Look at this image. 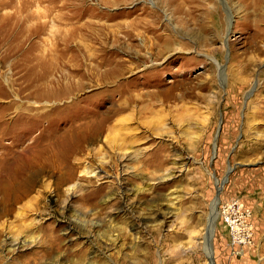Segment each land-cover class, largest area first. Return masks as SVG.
<instances>
[{"label": "rangeland", "instance_id": "rangeland-1", "mask_svg": "<svg viewBox=\"0 0 264 264\" xmlns=\"http://www.w3.org/2000/svg\"><path fill=\"white\" fill-rule=\"evenodd\" d=\"M104 73L117 75L97 85ZM11 81L28 90L7 97ZM51 86L79 100L55 105ZM123 102L154 103L140 127L125 124L143 138L124 150L141 156L122 160L106 133L85 145L98 176L77 162L59 184L49 165L70 156L61 140L91 109L100 121ZM2 117L16 165L33 172L28 197L0 219V264H264V0H0ZM233 202L248 215L238 244L221 216Z\"/></svg>", "mask_w": 264, "mask_h": 264}, {"label": "bare ground", "instance_id": "bare-ground-1", "mask_svg": "<svg viewBox=\"0 0 264 264\" xmlns=\"http://www.w3.org/2000/svg\"><path fill=\"white\" fill-rule=\"evenodd\" d=\"M118 69H119V71L118 70L117 71H118L119 74L122 71L125 70V69H122V68H118ZM73 71H75V70H73ZM85 71L87 72V70H85ZM93 71H95V70H93ZM106 72H107V70H106ZM64 73H66L65 74L66 77H69L71 79H72V77L75 78V76H76V75L73 76L74 75V72H71V71H70V73L69 72L68 73L67 72H64ZM79 74H80V72H79ZM83 75L84 76H87L86 73H84ZM116 75H117V73H115L114 75L109 74V76H108L107 73L106 74L104 73L103 80L105 82H103V81L101 83L99 82V83H97V85H100V86L104 85V83H106V80H108V79L110 80L111 77H112V79L113 78L115 79ZM80 76H81V74H80ZM90 76H89V79L91 78ZM92 84L93 83L79 84V85H77V88L76 89L79 90V91L85 90L86 88H88V85L93 87L94 84L93 85ZM8 89L10 90V92L8 91L7 97H11L12 98V95H14L16 93L17 94H24L28 90V85H27V87H18L17 88L15 82L14 81H11L9 83V85H8ZM42 89L45 92L44 93V97H47V98L49 97L48 100H50V101L52 99H54L55 100L54 101V104L55 105H58V102L59 101L62 102V100H64V99H66L67 101L70 99V101L71 100H74L76 102H77V100H79V99L76 100V98L75 99L72 98V97H75V94H72L73 92H67L65 94V96H61L60 95L61 97L59 95H56V94L50 95L49 93L50 92H53L55 90L53 86L48 87V88L44 87ZM119 89H120V87H118L116 90H119ZM111 91L112 90H103V91L100 92V90H99V95L111 94L110 93ZM156 96H157L156 94L153 95V97H155L154 99H156ZM7 97H4V98H7ZM141 100H142L141 96H139L137 99H135V98H132L131 99V101L133 103L134 102L140 103ZM83 101H88V100L85 99ZM83 101H79L78 104L81 103V102H83ZM127 102L126 103L123 102V104H118V103L116 104V103H114L113 107L112 108L109 107L110 109H108L107 112L104 115H100V117H99L100 118V121L97 120V117L96 116L98 114H95V112H93V109H91V111H88V113L86 114L85 117L79 118L78 121H80L81 123L78 122L76 119H73V121H75V122L77 121L78 123L77 122L76 123L74 122L75 123V127L74 128L72 127L71 131L68 130V131H70V133L67 135L66 138L62 139L61 142H60L63 145L67 146L69 148L70 152H71L70 153V156L68 157V160L67 159H65V161L62 160V163L60 161L53 162V163H50V165H49L50 166L49 167L50 168V171L49 172H57V173L60 174V176L58 175L59 176V179H58L59 180V182H58L59 184H67V183H70V182H72L74 180L75 172L78 169L77 168L78 167L77 162L78 163L79 162L86 163L85 169L83 170V173L85 175L92 174V175L98 176V174H97L98 167L96 169H93V165L91 167L89 165L90 162L87 163V160L94 159V157L99 152L98 151H95V149H92L91 147H90L91 149H88V147L86 148L85 145L86 144L87 145H90V146L96 145L100 140H102L100 138L103 137L104 134H106V133H107V136L105 137L106 143L108 145H110L111 147H115V149H117V151H119V153L120 152H125L124 154L123 153L120 154V157H121L122 160H124V159H126V160L129 159V161L130 160H135V159H137V158H139L141 156V154L143 153V151L140 148L137 149V150H134V152L132 154L133 156L132 155L131 156L130 155L127 156L126 150H124L125 147H129L128 145H132V144H135V143L139 142L143 137H139L136 134H132L134 132V130L137 129V128H134L133 129L131 127H128V124L127 125H125V124H126V121H129V122H131V121H137V125L140 127L142 124H144V122H143L144 116L145 115H150L151 116V115L154 114V112L156 110L154 111V103H151V102H148L147 104H145L140 109H139V105L132 108L131 103H127ZM44 103L46 104V102H44ZM66 104H68V102ZM13 106L14 105L12 104V105H10L8 107H4L3 109H1V112L2 113H5L6 111L13 109ZM61 106H62V108L64 107L63 109H65V110L67 109V107H65V105H61ZM61 106H56L53 109L56 110V111H58L57 108H59ZM26 110L27 109H25L24 111H26ZM129 110H131V112L129 114L127 113L128 115H127L126 118L121 117V118H119V119L116 120V122H115V124L113 126H110V127L106 126L107 123H110L111 121H113V119L115 118L116 115H118L119 113H123V112L129 111ZM44 111H46V110H44ZM51 113H53V112H51ZM46 116H48V114L47 115L46 114L45 115L43 114L42 116L41 115H38V118H39L38 121L39 122L42 121L43 120V117H46ZM152 118H154V117H152ZM83 122L85 124H83ZM152 124L153 125H151L152 126L151 127V130L155 132L157 130V126L154 124V122ZM131 125H132V123L130 124V126ZM157 125H159V124H157ZM8 127H9L8 126V123L4 119V117L0 118V219L3 218V217H5V216H10V215L14 214V212L17 209V205L20 204L21 202H23L24 199H26L28 197L29 192H30L31 189L24 188L23 185L24 184H27V186H29L28 184H30L31 176H32L31 173L33 172L32 171V167H31V169H29L30 167L27 168L26 166L23 167V168H19L16 165V161H17V158H18L17 151H16L15 145H14V137H13V135H11L9 133ZM44 128H46V127H44ZM159 128H160V126H159ZM124 130H126L127 133L125 134V137L122 138L121 131H124ZM136 136H138L139 138L136 137ZM63 137H65V136H63ZM5 139H8L10 141L7 142L6 144H4L3 141ZM57 139H59V138L57 137ZM127 142H128V144H126ZM106 143H105V145H106ZM32 148H34V147H32ZM53 150H54L53 148L50 149V152L53 151ZM34 151H36V150H34ZM67 151H68V149H67ZM39 155H42V153L39 154ZM64 157H65V154H64ZM53 159L55 160V158H53ZM71 159H73L72 162L70 161ZM66 160H67V162H66ZM45 164H47V163H45ZM20 165H22V164H20ZM101 165H103V162H101ZM44 172H46V171L43 169L39 173L40 174H44ZM27 173L31 174V176L29 178H28ZM24 178H26L27 180H25ZM218 189L220 190V187H218ZM140 192L141 191H139V190L136 191L137 194L138 193L140 194ZM27 206H24L23 208H26ZM216 206H217V200L214 202V205H213V209H212L213 210V212H212L213 213V216H212V219L210 221L211 222L210 223V226L208 228L209 232H208V234L205 237L206 238V242H208L210 240L211 236H212L211 234L214 231L215 221H216V219L218 217V212H217Z\"/></svg>", "mask_w": 264, "mask_h": 264}, {"label": "built area", "instance_id": "built-area-1", "mask_svg": "<svg viewBox=\"0 0 264 264\" xmlns=\"http://www.w3.org/2000/svg\"><path fill=\"white\" fill-rule=\"evenodd\" d=\"M246 213V211L240 210L239 205L234 202L222 206L221 216L226 226L232 231L233 244L243 243L245 240V238H237L236 234L239 227H245L246 217L248 216Z\"/></svg>", "mask_w": 264, "mask_h": 264}]
</instances>
